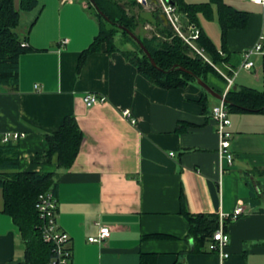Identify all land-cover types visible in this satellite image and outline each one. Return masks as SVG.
<instances>
[{
  "label": "crops",
  "instance_id": "0c3cea01",
  "mask_svg": "<svg viewBox=\"0 0 264 264\" xmlns=\"http://www.w3.org/2000/svg\"><path fill=\"white\" fill-rule=\"evenodd\" d=\"M37 1L22 11L17 28L35 50L20 57L17 86L0 85V135L24 133L16 142L19 171L56 173V219L70 240L71 264H264V112H231L234 162L222 170L210 116L220 99L198 83L159 87L106 43L78 70L99 33L88 0ZM211 1L185 0L208 7L198 21L222 56L213 64L221 77L209 75L208 84L222 95L241 87L264 91V57L254 56L252 69L241 68L243 52L264 35V5L224 0L249 16L245 27L228 30L223 48ZM88 93L106 100L87 106ZM67 117L83 138L72 165L61 168L57 155H45V133L58 131ZM182 200L192 214L232 215L243 207L225 227L228 258L194 250ZM3 208L0 188V264H16L24 260L25 244ZM101 226L110 227V236L89 242Z\"/></svg>",
  "mask_w": 264,
  "mask_h": 264
},
{
  "label": "trees",
  "instance_id": "16d2710c",
  "mask_svg": "<svg viewBox=\"0 0 264 264\" xmlns=\"http://www.w3.org/2000/svg\"><path fill=\"white\" fill-rule=\"evenodd\" d=\"M1 2L0 85L16 87L20 57L24 53L35 50L28 43V35L22 37L17 28L22 11L35 9L38 1L20 0L19 8L16 7L15 0H1ZM88 2L91 11L97 17L99 33L81 54L78 70L84 65L89 53L98 50L102 43H106L109 51H120L144 77L162 88L186 87L190 83H197L198 78L208 83L209 75L221 77L213 64L220 65L222 56L201 28L197 16L200 10L208 9L207 6L188 4L185 0H175L183 18L188 19L189 24L199 29L197 43L206 51L211 63L200 55H189L187 52L191 47L189 48L178 37H172V41L168 42L158 34L142 39L138 36L154 58L156 62L154 66L140 45L126 30L120 28L123 26L134 32V19L126 13L123 5L117 0H88ZM211 2L218 7L223 48H225L228 30L245 27L249 14L235 9L224 0H212ZM154 18L162 26L161 31L172 36L171 27L164 23L161 13H156ZM118 31L123 32L125 43L118 36ZM126 43L131 45L130 49L124 48ZM179 67L188 69L190 73ZM205 93L208 94L206 90ZM225 99L230 113L264 112V91L250 87L231 88ZM202 102L206 105L205 101ZM45 137L49 144V151L45 155L48 158L57 155L59 167L69 168L76 158L83 138L76 120L73 117H67L58 131L45 133ZM16 142L3 143L0 140V188L4 200L3 211L11 215L25 244L24 260L16 264H49L54 255L53 246L42 238L40 230L42 220L36 209V202L42 193L48 191L55 193L56 173L19 171V151ZM182 213L189 224V236L194 240V250L198 252L208 250L213 234L220 227V216L215 213L192 214L185 208L183 200ZM230 221V218H226L224 227Z\"/></svg>",
  "mask_w": 264,
  "mask_h": 264
},
{
  "label": "built area",
  "instance_id": "2783aa9c",
  "mask_svg": "<svg viewBox=\"0 0 264 264\" xmlns=\"http://www.w3.org/2000/svg\"><path fill=\"white\" fill-rule=\"evenodd\" d=\"M144 6H158L162 9L167 25L178 31L180 36L184 38L186 44H188L196 53L200 54L205 60L209 61L205 56L203 49H199L194 44L199 38V29L194 25L190 24L191 35H184L181 30L182 14H178V5L175 0L168 2L167 0H137ZM251 2L264 5V0H250ZM63 43L67 40H63ZM27 45V44H25ZM264 57V35H260L257 42L249 49L243 52L244 62L241 65L242 69H252L255 66L253 57ZM229 84L233 82L232 78L226 77ZM226 97V93L223 95ZM84 102L87 106L103 102L106 100L104 96H99L93 93H88L84 96ZM210 116L216 124V131L219 136V157L221 163V169L224 170V165L231 166L234 162V153L231 150V113L224 100H220L219 104L215 105L211 109ZM24 137V133L7 132L0 135L1 142L17 141ZM58 202L55 194L52 191H48L39 195L36 202V209L42 220L40 227L42 238L45 242L50 243L53 246V257L49 264H71L72 263V251L70 248V240L67 235L58 228L56 213H57ZM244 209L242 206H238L232 215H220V227L212 237V242L208 245V251L216 253L222 260L229 257L227 252V246L229 244V235L225 232L224 220L230 218L231 221L238 218ZM111 234L110 227L101 226L99 234L97 236L88 237V241L91 243L100 242L103 239L109 237Z\"/></svg>",
  "mask_w": 264,
  "mask_h": 264
},
{
  "label": "rangeland",
  "instance_id": "374dc122",
  "mask_svg": "<svg viewBox=\"0 0 264 264\" xmlns=\"http://www.w3.org/2000/svg\"><path fill=\"white\" fill-rule=\"evenodd\" d=\"M168 2H170V1H168ZM123 6H124V8L126 10V13L129 14L130 16H132V18L134 19L133 20V26H134L133 30H134L135 34L137 36H139L141 39L143 37H151L154 34H158V35H160V37H163L164 41L166 39L168 42H171L172 39H173L172 37H178L182 42H185L184 38L182 36H180L178 31L175 30L174 28H170V30H172L170 32L172 34V36H168L167 34H164L161 31L162 30V26L159 25V23L154 18L156 13L160 12L162 14L161 7H158V6H150V7L144 6V5L139 4V2L137 0H128L127 3L124 4ZM177 12H178L179 15L182 14V12H180L179 8H178ZM180 20H181V27H180L181 32L184 35H186V36H190L192 33H191L190 24L187 21L188 19L186 20L182 16L180 18ZM216 21H218V19ZM118 36L125 43V39H124L122 31H118ZM194 44L196 45L197 48L202 50L201 46L197 43V41H194ZM186 45H188V44H186ZM126 46H128L127 43L124 45V47H126ZM189 48H190V46H189ZM190 50H188V52H187L189 55H191V56H194L196 54L200 55V54L196 53V51L194 49L190 48ZM203 52L205 54H207L206 51L203 50ZM216 71L218 73L220 72L218 70H216Z\"/></svg>",
  "mask_w": 264,
  "mask_h": 264
},
{
  "label": "water",
  "instance_id": "95a60500",
  "mask_svg": "<svg viewBox=\"0 0 264 264\" xmlns=\"http://www.w3.org/2000/svg\"><path fill=\"white\" fill-rule=\"evenodd\" d=\"M152 1L155 2V0H152ZM168 1L172 2L171 0H168ZM101 14H103V13L101 12ZM162 18H163L164 23L167 25V22H166L164 15H162ZM120 28H122L128 32V34L140 45V47L143 49V51L148 55L151 63L154 66H156V62H155L154 58L152 57V55L150 54L149 50L146 48L144 43L141 41V39L134 32L129 30L128 28L123 27V26H120ZM179 69L190 73V71L184 67H179ZM197 83H198V85H200L204 90H206L213 97L220 99V100H224L226 102L225 97L221 93H218L216 90H214L207 82L198 78Z\"/></svg>",
  "mask_w": 264,
  "mask_h": 264
}]
</instances>
